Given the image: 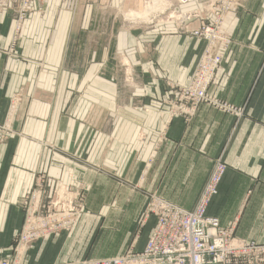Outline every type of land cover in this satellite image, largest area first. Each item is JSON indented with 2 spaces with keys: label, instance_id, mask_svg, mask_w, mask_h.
Returning a JSON list of instances; mask_svg holds the SVG:
<instances>
[{
  "label": "crops",
  "instance_id": "1",
  "mask_svg": "<svg viewBox=\"0 0 264 264\" xmlns=\"http://www.w3.org/2000/svg\"><path fill=\"white\" fill-rule=\"evenodd\" d=\"M139 1L33 0L16 37L18 3L0 0V123L14 130L0 140V260L40 173L48 190L84 186V209L69 233L39 239L19 264H78L125 252L146 191L192 209L220 154L227 169L208 213L264 244V0L231 10L232 44L211 87L229 104L246 103L244 112L203 105L188 120L167 116L166 83H187L204 43L172 20L124 25L120 8ZM153 224L139 225L136 251Z\"/></svg>",
  "mask_w": 264,
  "mask_h": 264
},
{
  "label": "built area",
  "instance_id": "2",
  "mask_svg": "<svg viewBox=\"0 0 264 264\" xmlns=\"http://www.w3.org/2000/svg\"><path fill=\"white\" fill-rule=\"evenodd\" d=\"M16 37L21 22L30 11L31 1L15 0ZM191 0H175L170 4L165 16L172 20L183 32L204 43L202 53L190 72L185 85L167 82L168 90L173 92L166 100L169 118L181 117L188 120L199 108L207 105L216 110L240 117L245 109L229 104L212 94L211 87L217 72L224 65L225 51L232 44L230 37L224 32V24L241 0H197L198 7L180 11V5ZM1 5V3H0ZM211 17L208 21L207 17ZM197 20L194 28L187 25ZM15 37V38H16ZM130 78V77H129ZM12 125L5 121L0 123V140L13 134ZM214 167L200 193L195 206L190 209L173 204L157 194L152 195L147 204L145 219L153 217V228L141 251L135 250L133 239L125 252L116 257L85 259L80 264H258L264 262V244L247 241L234 236L230 226L220 225L219 218L208 213L207 207L216 196L222 177L227 169L222 154L213 163ZM33 188L22 200L24 221L21 231L14 238L9 254L0 260V264H19L26 250L39 239L47 238L62 230H69L76 220L80 203V192L70 188L56 187L48 190L47 178L39 174ZM74 205L78 207L75 210ZM144 219V220H145Z\"/></svg>",
  "mask_w": 264,
  "mask_h": 264
},
{
  "label": "rangeland",
  "instance_id": "3",
  "mask_svg": "<svg viewBox=\"0 0 264 264\" xmlns=\"http://www.w3.org/2000/svg\"><path fill=\"white\" fill-rule=\"evenodd\" d=\"M31 2L33 3V1H31ZM32 3H31V5H32ZM148 4H149V6L151 4H155V5H152V8H149V11L147 12V14H141V13L145 12L147 7H149V6H147ZM170 4H172V0H140L139 3H137V4L127 5V6H124V8L121 7L119 11L123 15L122 16V22L124 23V25H138L140 23L154 22L156 20H159L160 18L163 19V20H166L165 16L169 14V11H167V8H168V6H170ZM31 5H30V9H31ZM136 13H139L140 17H135L136 15L132 16V14H136ZM128 67H129V62L127 61L126 64L124 63V75L125 76H129L130 78H132L131 69L128 68ZM114 178H115L114 181L119 183V184L124 182L123 179H121L119 177H114ZM132 186L135 187L136 189L140 187V185L138 183L135 184V182H132ZM59 188L62 189V187H59ZM53 189H55V188H53ZM83 190H85L84 186L78 188V191L80 192L79 193L80 196L78 197L79 200L78 199L77 200L73 199L74 203H77V204L80 203V208H79L80 211H78V207L76 205H74L75 210L78 211V213H77L78 215H76L75 222L73 223V225L71 227H69V230H62V231L57 232V233H63V232L69 233V231L72 230L73 226L75 225V223L79 219V217L81 215V212L84 209ZM145 194H146V197H147V204H148V202L152 198L151 196L152 195L155 196L156 193H154L152 191H146ZM147 204H146V207H145V211H146V208H147ZM145 215H146V212H145L142 220L137 225V227H138L137 229H138L139 232L142 229V226L139 227V225H141L143 223V221L145 219ZM138 231L135 232L134 234H132V237H131L130 241H132L133 239H136ZM106 258H110V257H106ZM87 259H89V258H87ZM90 259H94V258H90ZM80 262L78 264H80ZM240 264H249V263L245 261V262L240 263ZM258 264H264V262H261V263H258Z\"/></svg>",
  "mask_w": 264,
  "mask_h": 264
},
{
  "label": "bare ground",
  "instance_id": "4",
  "mask_svg": "<svg viewBox=\"0 0 264 264\" xmlns=\"http://www.w3.org/2000/svg\"><path fill=\"white\" fill-rule=\"evenodd\" d=\"M154 2H155V1H154ZM154 2H153V3H154ZM152 5H155V4H151L150 6H149V4H148L147 6H149V7H147L146 10H145V12H144V13H141V14H147V12L149 11V8H152ZM133 15H134V16L136 15L135 17H140L139 13L132 14V16H133Z\"/></svg>",
  "mask_w": 264,
  "mask_h": 264
}]
</instances>
